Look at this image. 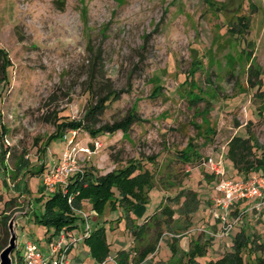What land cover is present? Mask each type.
I'll list each match as a JSON object with an SVG mask.
<instances>
[{"label":"rangeland","instance_id":"374dc122","mask_svg":"<svg viewBox=\"0 0 264 264\" xmlns=\"http://www.w3.org/2000/svg\"><path fill=\"white\" fill-rule=\"evenodd\" d=\"M99 103L103 109L90 121L95 129L130 113L137 119L126 132L94 135L80 129L71 145L58 138L46 146L58 121L84 120ZM250 133L264 146V0H0V254L13 221V257L27 241L51 255L47 227L35 222L44 212L36 200L51 193L43 175L69 148L83 176L105 175L132 161L155 176L150 201L130 215L108 203L95 219L90 201L80 209L72 205L82 220L71 231L78 240L68 255L71 263L92 264L84 242L88 221L90 231L106 229V264H116L122 251L132 253L137 264L141 244L130 218L143 223L155 211L151 225L160 226L145 236L155 245L154 256L167 259L172 248H158L156 238L184 232L188 225L186 215L176 225L168 209L179 211L189 190H197L200 204H211L215 179L208 176L205 159L225 157L236 135ZM191 144L199 155L183 158ZM43 164L44 172L36 174ZM254 212L237 227L264 243V209ZM238 214L233 211L232 217ZM194 221L200 226L204 219ZM236 235L237 228L213 235L210 254L197 257L198 264L222 263L235 252ZM260 248L255 243L254 249ZM180 252L173 264H185ZM241 256L245 264H257L264 252L246 244Z\"/></svg>","mask_w":264,"mask_h":264},{"label":"trees","instance_id":"16d2710c","mask_svg":"<svg viewBox=\"0 0 264 264\" xmlns=\"http://www.w3.org/2000/svg\"><path fill=\"white\" fill-rule=\"evenodd\" d=\"M4 68L6 79L3 82H7L9 80V67L5 66ZM99 104L100 105H93L88 109L84 120L75 121L74 119H63L62 121H58V123H56V132L51 136L46 146H50V144L55 142L58 138L64 139L65 134L70 130L85 129L94 135L100 132L113 133L119 129L126 132L131 123L137 119L135 113H130L128 117L119 122L113 124L107 123L103 127L95 129V127L90 124V121H95L96 115L103 109V107L100 108L101 103ZM67 128L68 130H66ZM191 146L189 152L183 150L181 153L183 158L188 159L191 154L199 155L196 146L192 144ZM260 148L264 150V146L253 138L252 133H250L249 137L236 135L232 139L228 152L224 157L226 169L229 167V169H227V174H233L232 178L234 179H247L256 170L260 168L264 169V151L259 155L258 150H260ZM26 165L27 164L24 166ZM24 166L21 167V171ZM44 170L45 165L43 164L35 173L41 174ZM28 172H30V170H28ZM154 184V173L135 161L130 162L125 167L114 169L101 176H96L93 172H88L84 176L78 173L71 176L65 185H58L55 192L48 194L43 193L36 200V204L43 205L44 212L40 216L37 214L35 215V222L47 227L46 235L48 236V240H51V238L62 229L66 228L67 230H73L79 226L82 219L78 216L76 211L72 209V205L74 204L80 209L82 208V202L85 200L93 204V209L99 216L104 213V209L108 203H110L112 207L118 205L124 207L128 215H130L133 210L150 201V191L154 188ZM71 197L73 200L72 204L69 203V198ZM14 199L15 198L9 200L7 203H14ZM174 212L175 211L172 209H168L170 218H173ZM155 214L156 212L149 216L142 224H137L134 219L130 218L129 228L133 231L134 236H136L137 242L139 241V244H141L140 247L139 245L136 246L138 249V252H136L137 264L155 249V245L152 244L151 241L146 243L145 237V234L150 230L155 231L160 226L158 221L154 222L155 228L151 225L152 218H158ZM243 217H245V214ZM52 228L53 230H51ZM156 239L157 242H159L160 238ZM84 242L89 246L91 255L96 261L103 263L107 260L110 254V243L108 242L105 227H98L92 230L88 236H85ZM255 243L261 248L257 250L254 249ZM246 244L251 245L252 252L257 253L261 250L264 252V243L261 239H256L255 234H251L246 228H242L237 232L233 242L235 252L219 264H245L241 252ZM206 252V247L197 242L195 247L187 252V255L190 256L188 264H198L196 258L200 255L204 256ZM128 255L129 254L124 251L120 252L117 257V262L119 264H126ZM14 257L18 260L16 264H24L23 253L19 250ZM257 264H264V259L257 257Z\"/></svg>","mask_w":264,"mask_h":264},{"label":"built area","instance_id":"2783aa9c","mask_svg":"<svg viewBox=\"0 0 264 264\" xmlns=\"http://www.w3.org/2000/svg\"><path fill=\"white\" fill-rule=\"evenodd\" d=\"M72 133H66L64 138L70 140L72 144V134L77 133L71 130ZM210 170L215 181V190L218 195L214 202L217 208L222 209V213L215 212L222 224V234H227L237 225L243 223V216L247 211H239L237 217H232L234 209L238 202L254 200V209L262 211L264 206V171L254 172L247 179H234L227 174L224 155L218 157L209 156L204 163ZM83 170L79 168L77 156L73 150L69 149L64 153L62 161L47 170L43 175V184L47 192H55L58 185H65L69 178L78 173L83 174ZM85 219L88 216L84 214ZM233 220L229 221V218ZM90 233L89 222L84 232V236ZM69 231L64 228L49 241L51 255L46 256L40 252L32 241H27L24 245L23 261L24 264H72L68 258L69 252L75 244L76 239L70 236Z\"/></svg>","mask_w":264,"mask_h":264},{"label":"crops","instance_id":"0c3cea01","mask_svg":"<svg viewBox=\"0 0 264 264\" xmlns=\"http://www.w3.org/2000/svg\"><path fill=\"white\" fill-rule=\"evenodd\" d=\"M207 173L209 174L208 176L211 178L212 173L210 172V170L208 168H207ZM214 186H215V183H214ZM217 195H218L217 191L214 190L213 194L211 195L212 196V203L211 204H208V203L200 204L199 203V193L197 192V190L196 191L195 190H189V193L183 194L182 199H181L182 202L178 207L179 211L177 209H175L173 219H174V222L176 225H180L181 224V217L186 215L188 217L187 227L185 226L184 232L174 233V234L170 233L168 237H164V236L161 237L159 239V242H158V248H160V249H161V246L164 244L167 245L168 247H171L172 248V252H171L172 254L167 259H165V257H164V259H162V258H159L158 256H156V257L154 256L156 254V251H155L154 253H150L145 259L140 261L138 264H173L177 260L176 257L178 258V253L180 251H181L180 253H182L184 255L185 264H188L187 260L189 259L190 256L187 255L185 250H189V251L192 250L195 247L197 242L202 244L203 240L205 241L204 246L207 249V252L204 256L207 257L210 254L208 252V249L210 248V242H211L210 238H212V236L215 235L216 233H221L222 227H223L221 220L218 217H216V215H215V212L221 214L223 211L222 209L217 208L215 205L214 199ZM150 199H151V194H150ZM254 204H255L254 200L238 202L237 207L234 209V211H242V212L247 211L245 213V217H246V215H250V217H251L253 215V213H255L254 212V210H255ZM263 209H264V206H263ZM206 214H207V216H206ZM149 216H147L146 219ZM199 216L201 218H203L204 221L200 226H196L194 220L199 218ZM94 217H95V219H98L99 215L98 216L94 215ZM146 219H145V221H146ZM136 223L142 224L140 222H136ZM234 228H237V232H239L241 230L238 227H234ZM209 230H210V232H209ZM68 231L71 234L70 236L74 237L71 233L72 230H68ZM145 237L148 239L147 236H145ZM84 238H85V236H84ZM148 241H150V240H147L146 243ZM108 242H109V240H108ZM89 254L92 258V264H106V262L108 261V258H107V260L105 262L100 263L92 257L91 252ZM128 254L129 255H128V259H127L126 264H134L135 262H134L133 254L132 253H128ZM83 264H85V262H83ZM116 264H119L117 262V260H116Z\"/></svg>","mask_w":264,"mask_h":264},{"label":"water","instance_id":"95a60500","mask_svg":"<svg viewBox=\"0 0 264 264\" xmlns=\"http://www.w3.org/2000/svg\"><path fill=\"white\" fill-rule=\"evenodd\" d=\"M9 230L11 232V237L9 244L1 251L0 264H14L13 253L17 246V234L14 229L13 221L9 224Z\"/></svg>","mask_w":264,"mask_h":264}]
</instances>
